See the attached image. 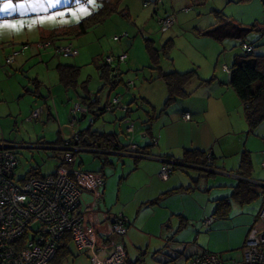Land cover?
Here are the masks:
<instances>
[{
	"label": "rangeland",
	"instance_id": "rangeland-1",
	"mask_svg": "<svg viewBox=\"0 0 264 264\" xmlns=\"http://www.w3.org/2000/svg\"><path fill=\"white\" fill-rule=\"evenodd\" d=\"M101 1L0 0V146H9L16 153L19 160L18 179L30 175L33 170L43 176L50 175L62 163L64 152L61 157V153L47 146L58 137L61 124L54 120L57 119V110H62L63 115V106L67 104L64 99L65 88L59 79L58 65L80 67L76 90L87 96L84 90L87 87L94 94H88L92 106L85 107L88 118L79 124L89 126L93 116L96 124L91 128L96 130L107 118L125 112L130 105L131 118L141 126L145 122L144 111H149L153 104L158 109L157 121L160 120L162 128L168 118L178 115L182 119L184 112H189V108L196 105L189 98L160 113L167 99V88L159 79L160 69L154 67L147 44L159 52L157 61L163 72L167 73L173 68L179 70L177 67L186 62V66L179 71L184 73L188 69H196L201 79H210L215 74L221 82L228 77L223 69L224 65L230 67L236 55L245 54L244 45L252 46V52L256 55H264V34L254 32L244 43L232 39L218 43L199 34L210 27L218 26L222 17L241 27L249 28L256 24L264 28V0H108L116 3L117 11L105 22L81 36L59 35L98 11ZM167 15L175 17V24L171 29L163 31L159 21ZM53 34L55 45L40 49L39 43L43 39L52 38ZM168 41L173 45L164 54L163 50ZM23 44H28L27 48L24 49ZM67 45L77 49L79 55L64 57L56 54V47ZM14 52L19 55L8 64L7 59ZM124 52L129 54V60L121 62L119 57ZM188 59L190 60L187 62ZM189 62L191 66H187ZM105 65L109 69H117L116 73L111 72L112 76L118 75L115 88L111 81L109 84L101 76L102 66ZM196 82L198 80L193 82V89ZM105 88L110 96L106 102H99L100 94ZM146 90L152 93V104L146 103L149 102L144 96ZM203 91L201 89L196 94ZM115 99H120V105L107 111L106 107ZM79 102L86 106L82 99ZM72 106L69 107L65 121L68 127L72 119ZM41 109L40 118L32 119L33 112ZM49 116L53 119H49ZM122 118H119V127L122 128L121 135L124 140H127L124 135L125 127L121 125L124 122ZM135 132L136 130L130 135L131 139ZM244 143L245 139L243 145ZM151 145L156 148L157 142L152 140ZM257 148L259 149V145L256 141L254 149ZM87 156L91 157L80 152L76 162L78 157ZM255 188L256 192L261 191L258 187ZM261 206L262 200L257 195L251 203L243 205L244 213L235 207L233 211L228 208L224 212L226 215L219 216L214 213L206 216L203 221L209 217L217 222L226 220L218 229L216 221L210 228L203 226L200 231L192 227L181 229L177 232L178 236H174L179 247H174L172 253L152 255L143 252L139 264H191L192 258L204 251L221 255L224 264L239 262L243 259V247L250 229L260 224L258 213ZM246 222H250L248 228ZM171 244L177 245L176 242ZM70 246L71 252L59 264H91L87 255L78 251L76 245L71 243Z\"/></svg>",
	"mask_w": 264,
	"mask_h": 264
},
{
	"label": "crops",
	"instance_id": "crops-1",
	"mask_svg": "<svg viewBox=\"0 0 264 264\" xmlns=\"http://www.w3.org/2000/svg\"><path fill=\"white\" fill-rule=\"evenodd\" d=\"M190 64L191 62L187 66H191ZM184 66L186 62L184 65L180 64L177 69L182 70ZM115 70L117 71L116 68L112 71L115 72ZM226 74L228 77L224 82L213 74L216 76L213 84L200 86L189 97L196 105L194 108L189 106V112L183 114L190 115L189 121L184 120L183 116L180 119V116L176 115L171 119L168 118L162 128L160 120L156 121L150 135H147L145 125L140 126L137 122L133 139L126 137L127 140H124V136L121 135L122 128L119 127V118L125 116L124 112L107 118L96 130L91 128L92 131L98 133L114 134L123 145H129V147L122 152L100 149H96L99 150L97 152L85 151L91 157H78L74 166L77 171L102 173L106 180L105 185L99 190L102 194L101 198L98 199L89 191L82 192L79 211L86 216L85 226L94 228L103 244L109 246L110 242L119 241L124 245L130 263L133 264V261L139 260L143 252L152 255L172 253L174 247H179V242L174 237L178 236V231L184 230L185 227L200 231V228L204 226L203 219L214 215L217 210L221 211L222 215H226L224 212L228 208L233 211L236 207L243 212L244 204L234 197L236 188L246 180L239 176L242 171L240 161L243 151L249 152L251 156L252 172L249 182L253 190L256 192L253 181L264 182V160H262L264 123L257 128L254 134L246 132L248 125L244 116V106L230 86L229 73ZM110 78L109 81L115 88L118 84V75H110ZM106 89L100 94L99 102L101 100L103 103L106 102L110 96V92ZM201 89L204 91L196 94ZM85 90L87 95L94 96L88 88ZM80 93L76 89L65 88L64 90V99L67 102L66 106H63L65 113L61 115L62 110H57V119H54L61 124L57 140L64 141L70 134V127L65 123L66 116L70 106L82 105L79 100L86 95H83L85 93L80 95ZM151 94L146 90L144 96L149 102L143 101L152 104ZM85 105L82 106H88V108L92 106L90 101ZM152 107H154L153 104ZM51 118L52 116H49V119ZM87 128L88 125L79 124L77 130H74L82 131ZM244 139L246 143L243 145ZM152 140L157 142L156 148H152ZM256 141L259 149H254ZM127 142L130 143L126 144ZM59 144L58 146L55 144L47 146L61 153L62 157L63 143ZM146 146H151L148 149L150 155L143 156L136 153L138 148ZM187 150H197L212 156L213 160L209 162L213 164V167L183 162ZM163 157H169L170 160L184 164L175 166L168 180L160 177L164 165ZM230 158L233 160L231 161ZM221 202L224 203L223 206H219ZM118 214H122L129 222L127 235L122 238H117L112 233V221ZM224 220L226 219L218 222L214 220L215 224H218L217 229L223 225ZM245 224L248 228L250 222ZM172 242H176L177 245L171 244Z\"/></svg>",
	"mask_w": 264,
	"mask_h": 264
},
{
	"label": "built area",
	"instance_id": "built-area-1",
	"mask_svg": "<svg viewBox=\"0 0 264 264\" xmlns=\"http://www.w3.org/2000/svg\"><path fill=\"white\" fill-rule=\"evenodd\" d=\"M159 24L163 31H167L174 26L175 17L167 15L160 19ZM52 45L55 43L45 40L38 46L48 49ZM27 46L23 45L24 49ZM244 48L247 52L253 51L250 45H244ZM56 54L76 57L79 51L67 45L56 47ZM18 55V52H14L8 57L7 63H12ZM127 60V52L119 57L121 62ZM223 69L230 73L227 66ZM118 105L120 99H115L106 110L110 111ZM42 110L34 111L32 119L40 118ZM82 112H86V109L81 104L71 109V133L62 144V163L52 175L18 179L19 160L16 153L11 147L0 146V264H50L67 235H70L78 251L87 255L91 264H129L124 245L119 241L110 242L109 246L103 244L95 229L85 226L86 216L79 211L82 192L89 191L99 199L102 195L99 190L105 185L102 173L82 172L74 168L76 157L82 150V147L77 146L81 134L74 129L80 123L79 114ZM183 119L189 121L191 117L185 114ZM90 124H94L93 116ZM123 124L127 137H131L136 128L135 123L126 119ZM162 162L164 165L160 177L168 180L176 161L162 159ZM259 189L258 195L262 200L258 213L260 224L249 231L243 247V259L231 264H264V187ZM214 220L213 217L207 218L204 227H211ZM128 229L129 222L122 214L113 218L114 236L122 238L127 235ZM191 264L224 263L221 255L204 251L194 256Z\"/></svg>",
	"mask_w": 264,
	"mask_h": 264
},
{
	"label": "trees",
	"instance_id": "trees-1",
	"mask_svg": "<svg viewBox=\"0 0 264 264\" xmlns=\"http://www.w3.org/2000/svg\"><path fill=\"white\" fill-rule=\"evenodd\" d=\"M116 11V3H111L108 0H102L98 11H96L90 17H87L81 22L70 27L68 30L66 29L62 31V33H59V35L63 34L81 36L87 34L91 28H94L97 25L105 22ZM218 14L219 12L217 15ZM254 32L263 35L264 28H260L256 24L249 28L241 27L235 24L232 20L223 19L222 17V21L218 26L210 27L209 29L199 32V34L203 37L213 39L218 43H222L228 39L238 40L244 43V41ZM51 37L52 38L48 40L54 42V34ZM45 40L46 39H43V41ZM172 45L173 44L171 41L166 43L163 50L164 54H167V50ZM147 49L149 51L151 61L154 63V67L156 66L157 69H160L159 79L165 83L167 88V99L160 113H164L176 103L188 99L200 86L211 85L216 81V76H213L209 80L200 79L198 70L196 69H192L184 73L175 70L165 73L157 61L160 57L158 54L159 52L154 50L149 44H147ZM102 67L103 74L101 76L103 79L109 81L111 79V72L113 71L112 69H109L108 65ZM228 68L230 69V86L236 92L239 100L244 106V116L249 128L248 131L249 133L254 134L257 128L264 123V55H256L253 52L246 51V53L243 55H236L231 67ZM57 70L59 73L60 83L64 86V88L76 89L80 74V67L64 64L58 65ZM196 80L199 82L197 85H194L193 89V82ZM86 88L87 87H85L84 90ZM81 99L85 104L90 101V97L88 95L83 96ZM96 113L97 112H94V114ZM124 113L125 116L122 118V120L124 121L126 119H130L136 125L135 120L130 116L132 113L130 105ZM144 113L146 120L144 123H142V125H145L146 133L147 135H150L154 123L157 121V119H159L157 116V109L151 107L149 111H144ZM79 132L81 134V139L77 143V146L82 148L122 152L126 151L127 147H129V145H123L119 138L114 134L98 133L92 131L91 128ZM59 143L61 144L63 141L58 139L52 143V145L55 144L58 146ZM149 148H151V146H146L144 148L140 147L136 150V153L143 156L150 155V152H148ZM209 158L210 157L203 152L197 150H187L182 161L197 166L213 167V164H210L209 162ZM162 159L170 160L169 157H163ZM174 168L176 167L174 166L173 170ZM240 169L242 171L239 175L246 180L243 183H240L236 188L234 197L241 204H249L256 198L258 194L253 190V186L249 182V179H251L250 175L252 172V161L251 156L247 151H243L241 154ZM26 177L34 178L44 176L40 175L37 170H33L31 171L30 175ZM223 205V202L219 203V206ZM220 212L221 211L217 210L216 214L221 216L222 214ZM71 243V237L70 235H67L62 240L55 257L50 262V264H59L60 260L64 259L71 252ZM139 263L140 260H137L133 264ZM129 264L132 263L129 262Z\"/></svg>",
	"mask_w": 264,
	"mask_h": 264
},
{
	"label": "water",
	"instance_id": "water-1",
	"mask_svg": "<svg viewBox=\"0 0 264 264\" xmlns=\"http://www.w3.org/2000/svg\"><path fill=\"white\" fill-rule=\"evenodd\" d=\"M129 106V105H128ZM87 112H82L81 113V115H80V118H79V120L80 121H84V120H86L87 118H88V116H87ZM94 124H95V119H94ZM93 124V125H94ZM93 125H91V124H89V126H88V128L86 129V130H88V129H90ZM9 147V146H8ZM54 149V148H53ZM61 149L64 151V148L63 147H61ZM85 151H87V152H97V151H99V150H95V149H89V148H82V150H81V152H85ZM105 153H107V152H105ZM109 153H111V152H109ZM209 160H213L212 159V156H210L209 155ZM182 165H184L183 163H181L180 161H176L175 162V166H182ZM240 176V175H239ZM242 177V176H241ZM252 183H255V185H256V187H258V188H260V187H264V182H261V181H253ZM259 185H261V186H259Z\"/></svg>",
	"mask_w": 264,
	"mask_h": 264
},
{
	"label": "snow or ice",
	"instance_id": "snow-or-ice-1",
	"mask_svg": "<svg viewBox=\"0 0 264 264\" xmlns=\"http://www.w3.org/2000/svg\"><path fill=\"white\" fill-rule=\"evenodd\" d=\"M92 2H94V0H92ZM10 6V5H9Z\"/></svg>",
	"mask_w": 264,
	"mask_h": 264
}]
</instances>
